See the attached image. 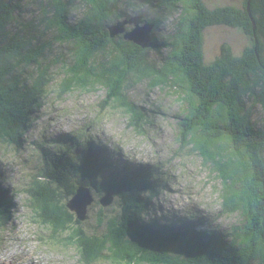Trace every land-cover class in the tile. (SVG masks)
<instances>
[{
    "label": "trees",
    "instance_id": "16d2710c",
    "mask_svg": "<svg viewBox=\"0 0 264 264\" xmlns=\"http://www.w3.org/2000/svg\"><path fill=\"white\" fill-rule=\"evenodd\" d=\"M131 1L137 0H78L81 16L73 19L79 10L75 0H0V140L18 143L50 81V62L44 63L49 52L56 44L69 46L58 95L103 88V104L116 102L137 132H142L144 113L126 97L127 81L147 80L150 90L170 86L188 94L179 142L213 165L222 183L223 212H239L245 223L232 236L204 219L181 229L144 223L149 201L141 197L156 193L154 173L119 171L103 155H94L89 142L64 144L61 152L42 148V170L25 190L37 221L53 236L64 234L82 264L101 259L112 264H264V123L252 120L255 105L264 110V0H250L248 10L247 0L241 7L213 8L202 0H142L159 11V18L149 21L143 12L125 16L134 12L127 4ZM27 5L37 12L28 14ZM174 15L175 32L160 40L161 24ZM135 16L141 25H153L148 48L122 35L109 37V26ZM213 26L239 29L252 44L234 55L223 43L214 60L205 63L202 33ZM164 48L168 54L156 67L148 52ZM30 66H37V75L28 80ZM79 188L116 199L120 213L101 235H87L66 206ZM65 196L70 198L64 204ZM7 202V192L0 191V221L8 213Z\"/></svg>",
    "mask_w": 264,
    "mask_h": 264
},
{
    "label": "rangeland",
    "instance_id": "374dc122",
    "mask_svg": "<svg viewBox=\"0 0 264 264\" xmlns=\"http://www.w3.org/2000/svg\"><path fill=\"white\" fill-rule=\"evenodd\" d=\"M202 1L208 8L241 7L244 2ZM127 4L133 7L134 12L126 11L125 16L143 12L148 21L159 18V11L142 0ZM77 6L79 10L73 11V19L81 16L82 7L78 2ZM26 8L28 14L37 12L36 6L27 5ZM176 24V15L167 19L161 24L158 38L164 40L174 33ZM124 27L128 31L134 28L132 25ZM223 43L231 47L234 55H239L252 44L239 29L224 26L205 28L202 33L203 61L211 63ZM68 49L69 46L56 44L49 52L44 63L50 62L46 74L50 81L41 92L40 105L32 109L18 143L0 140V191L7 192V204H10L5 220L0 221V264H82L78 249L73 244H65L64 234L53 236L50 228L37 221L25 192L42 170V148L61 152L67 143L72 147L91 143L94 155H103L119 171L128 167L134 173L140 170L154 173V180L158 182L156 193L151 197L144 194L141 197L149 201L142 216L144 223L154 222L161 228L173 226V229H181L191 220L204 219L217 226L220 232L236 235L245 219L239 212H223L222 183L213 165L204 163L191 145L182 146L179 142V122L187 112L188 94L170 86L150 90L147 80L137 84H133L132 79L127 81L126 97L144 113L142 132H137L130 125L128 114L116 102L103 104V88H75L58 95ZM167 54L168 48L160 53L150 50L148 61L159 67ZM36 75L37 66L27 68L28 80ZM252 120L258 126L264 123V110L259 105L254 106ZM88 194L93 197L92 201L84 210L79 208L83 214L82 229L87 235H101L105 232L106 223L119 215V208L116 199L111 198L108 205L102 206L99 201L105 197ZM69 198L63 197L65 202H62L65 204ZM75 198L82 204L86 196L80 191ZM94 264L112 263L101 259Z\"/></svg>",
    "mask_w": 264,
    "mask_h": 264
},
{
    "label": "water",
    "instance_id": "95a60500",
    "mask_svg": "<svg viewBox=\"0 0 264 264\" xmlns=\"http://www.w3.org/2000/svg\"><path fill=\"white\" fill-rule=\"evenodd\" d=\"M249 2L250 0H247V6L246 9L248 10L249 8ZM141 23V17L140 16H135L131 17L126 20L119 21L118 23L111 25L108 27V33L109 37L113 38L118 35H122V38L124 40L131 41L137 45H139L142 48H148L151 45L152 39H151V30L153 28V25L151 23H145V24H140ZM125 25H132L134 28L128 30H125ZM253 31H255V27L253 25ZM255 37V35L253 36ZM82 191L85 193L86 199L84 202L81 204L80 202H76L75 198L77 195H79V192ZM105 199H101L99 202L102 206H106L111 202V197L109 196H104ZM72 199V200H71ZM66 205L71 211H74L75 214H77V218L79 220L83 219V214L81 215L79 208H82L84 210L85 206L89 204L92 201V197L88 194V190L85 188H79L76 190L75 194L71 198Z\"/></svg>",
    "mask_w": 264,
    "mask_h": 264
}]
</instances>
